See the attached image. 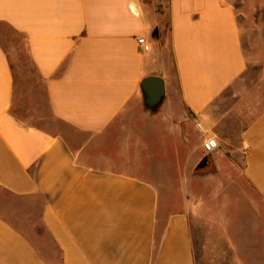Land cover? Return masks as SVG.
Wrapping results in <instances>:
<instances>
[{"label": "crops", "instance_id": "crops-1", "mask_svg": "<svg viewBox=\"0 0 264 264\" xmlns=\"http://www.w3.org/2000/svg\"><path fill=\"white\" fill-rule=\"evenodd\" d=\"M258 9L170 0L166 40L145 0H0V190L35 206L0 208V264H196L194 205L165 187L238 157L264 200V91L222 102ZM150 76L165 81L154 108Z\"/></svg>", "mask_w": 264, "mask_h": 264}, {"label": "rangeland", "instance_id": "rangeland-1", "mask_svg": "<svg viewBox=\"0 0 264 264\" xmlns=\"http://www.w3.org/2000/svg\"><path fill=\"white\" fill-rule=\"evenodd\" d=\"M169 1L145 0L160 14V28L166 40L170 36ZM239 9L242 10L241 6ZM241 25L249 67L240 79L243 84L224 94L222 102L227 108L239 106L242 92L264 91V9L243 17ZM4 34L12 32L0 27V35ZM18 42L22 43V39ZM238 164L240 168L236 170L195 168L190 170L189 178L176 179L188 180L189 185L165 187L169 196L185 194L194 205L192 236L196 264H264V200L244 177L242 157H238ZM0 208L7 212L11 208L35 206L0 190Z\"/></svg>", "mask_w": 264, "mask_h": 264}, {"label": "water", "instance_id": "water-1", "mask_svg": "<svg viewBox=\"0 0 264 264\" xmlns=\"http://www.w3.org/2000/svg\"><path fill=\"white\" fill-rule=\"evenodd\" d=\"M142 89L146 96V103L149 107L154 108L165 96V81L161 77L150 76L143 80ZM207 159H205L200 167H202Z\"/></svg>", "mask_w": 264, "mask_h": 264}, {"label": "built area", "instance_id": "built-area-1", "mask_svg": "<svg viewBox=\"0 0 264 264\" xmlns=\"http://www.w3.org/2000/svg\"><path fill=\"white\" fill-rule=\"evenodd\" d=\"M139 44L144 51L150 50V46L147 44L145 38H140ZM197 127L201 128V125L197 124ZM203 147H204L205 152L210 154L216 148H218V141L215 138H209L206 142H204Z\"/></svg>", "mask_w": 264, "mask_h": 264}]
</instances>
